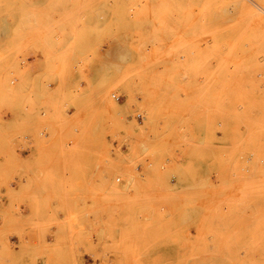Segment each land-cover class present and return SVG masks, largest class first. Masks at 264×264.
<instances>
[{
	"label": "rangeland",
	"instance_id": "1",
	"mask_svg": "<svg viewBox=\"0 0 264 264\" xmlns=\"http://www.w3.org/2000/svg\"><path fill=\"white\" fill-rule=\"evenodd\" d=\"M0 264H264V0H0Z\"/></svg>",
	"mask_w": 264,
	"mask_h": 264
},
{
	"label": "bare ground",
	"instance_id": "2",
	"mask_svg": "<svg viewBox=\"0 0 264 264\" xmlns=\"http://www.w3.org/2000/svg\"><path fill=\"white\" fill-rule=\"evenodd\" d=\"M255 15H257V14H255ZM255 17H258L257 19H259L261 21L263 20V18L261 16H259V15L258 16H255Z\"/></svg>",
	"mask_w": 264,
	"mask_h": 264
}]
</instances>
